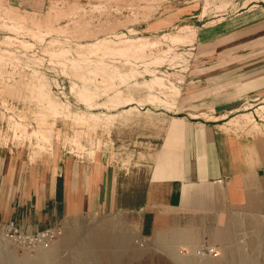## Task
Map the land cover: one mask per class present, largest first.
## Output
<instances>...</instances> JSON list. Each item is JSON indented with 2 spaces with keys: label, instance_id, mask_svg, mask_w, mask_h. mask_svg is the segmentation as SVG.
<instances>
[{
  "label": "rangeland",
  "instance_id": "rangeland-1",
  "mask_svg": "<svg viewBox=\"0 0 264 264\" xmlns=\"http://www.w3.org/2000/svg\"><path fill=\"white\" fill-rule=\"evenodd\" d=\"M237 1L0 0V130L4 145L43 153L52 148L51 139L41 135L46 132L53 135V145L65 144L78 159L94 156L105 145L118 155L120 167L132 164L133 155L148 147L140 145L137 123L149 117L151 126L150 112L154 110L180 111L193 58L190 48L194 41L185 37L196 34L198 21L236 10ZM189 7L195 9L191 15L196 18L181 17L157 35H147L139 28L152 17L170 14L172 8ZM142 37L157 45L142 52L126 48L129 40ZM156 77L167 79L178 91L172 85L151 87ZM6 89H17L20 96H12ZM263 105V99L246 104L225 121L227 127L264 137V114L255 112ZM243 114L246 117L240 125L233 126L232 120ZM150 134L155 137L156 133ZM56 228L60 235L53 244L31 248L0 227V259L17 264L47 253L53 260L74 252L84 257L91 249L62 246L64 238L77 233L79 241L88 231L103 229L128 237L129 245L118 252H139L130 264H145L148 256L155 264H184L181 261L186 258L192 264H264L263 212L229 215L207 237H196L195 243L186 245L189 248L165 237H142L139 217L124 213L84 215L63 220ZM203 245L217 248L219 256H198ZM172 248L175 255L167 256L165 252ZM239 257L244 261H238Z\"/></svg>",
  "mask_w": 264,
  "mask_h": 264
},
{
  "label": "crops",
  "instance_id": "crops-1",
  "mask_svg": "<svg viewBox=\"0 0 264 264\" xmlns=\"http://www.w3.org/2000/svg\"><path fill=\"white\" fill-rule=\"evenodd\" d=\"M256 2L238 0L236 10L198 21L180 111L154 110L151 126L149 117L137 123L148 147L132 164L120 167L105 145L82 159L63 143L43 153L5 146L0 130V227L34 233L124 213L139 217L142 237L190 245L229 215L264 213V137L225 122L264 100V1ZM178 9L142 23L141 32L157 35L197 17L191 7Z\"/></svg>",
  "mask_w": 264,
  "mask_h": 264
},
{
  "label": "bare ground",
  "instance_id": "bare-ground-1",
  "mask_svg": "<svg viewBox=\"0 0 264 264\" xmlns=\"http://www.w3.org/2000/svg\"><path fill=\"white\" fill-rule=\"evenodd\" d=\"M183 29H187V27L186 28L180 27V30H183ZM194 37L195 35H193L192 37L188 36V37H185V40H187L188 42L190 41L193 42ZM174 39H175L174 41L177 40L176 38ZM155 42L149 40L148 37H142V38H138L135 40H129L128 44L126 45V48L141 51L142 49L153 47L157 43ZM158 60L159 59H157L156 61ZM166 80L162 79L161 77L160 78L156 77L153 80H151L150 86L151 87L157 86L158 88H161L164 85H169V86L172 85L171 82L169 83ZM172 87H173V91L175 92L178 91V88H176L173 85L171 86V88ZM6 91L8 94L10 93L12 96L13 95L18 96L17 89L16 90L6 89ZM19 96H20V93H19ZM255 112L259 114H264V105L256 109ZM239 117L240 118H237L236 120H232L233 126H239L241 123V119L243 117H246V114H243ZM19 129L21 130V128ZM22 132L24 133L25 130H22ZM41 135L44 140H47V139L53 140L52 134L50 135L49 133L42 132ZM51 140H50V143H51L50 146H52V143H53V141ZM227 235L228 237H231L230 233H227ZM76 236H80V235H78L77 233L75 234L68 233L62 242V246L67 245V247H76L78 245V246L87 248L89 250L91 249V252H88L89 254H87L86 252V255H83L84 257L81 256L82 254L74 252V253H70L65 258H62L59 260H53L54 258L52 254L47 253L44 256L38 257L37 260H33V259L31 260V259L26 258L24 261L18 262L17 264H46L47 262H52L54 264H128V263L130 264V262L136 260L140 256V253L137 251L132 252L128 255L120 254L118 252L119 248L127 247L130 243L129 242L130 240L128 239V237L124 235L114 234L111 230H106V231L103 229L90 230L87 233H85L79 241L77 240ZM182 238H186V236L182 235ZM183 246L185 248H189L186 245H183ZM92 250H95V251H92ZM175 253L176 252L173 248L172 250H167L165 252L167 256H171V257L174 256ZM178 261H180V259ZM238 261H244V258L239 257ZM181 262H183L184 264H192L191 260L187 258L182 260ZM144 263L145 264H155V260L151 256H148ZM0 264H11L10 259L9 260L6 258H3L2 260L0 259ZM158 264H159V261H158ZM204 264H211V263L205 262ZM221 264H226V263L223 262Z\"/></svg>",
  "mask_w": 264,
  "mask_h": 264
},
{
  "label": "built area",
  "instance_id": "built-area-1",
  "mask_svg": "<svg viewBox=\"0 0 264 264\" xmlns=\"http://www.w3.org/2000/svg\"><path fill=\"white\" fill-rule=\"evenodd\" d=\"M4 229L6 230V233L8 235H11V237H14L17 241L23 242L31 248H47L48 246L53 244L60 235V230L56 227L47 228L34 233H22L12 225H9ZM197 255L200 257L207 255L213 258H217L219 256V252L214 246L203 245L197 250Z\"/></svg>",
  "mask_w": 264,
  "mask_h": 264
}]
</instances>
